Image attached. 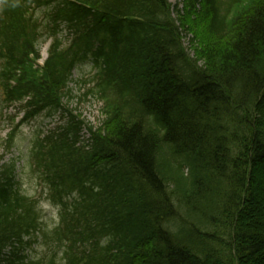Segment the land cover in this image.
<instances>
[{
    "label": "trees",
    "instance_id": "trees-1",
    "mask_svg": "<svg viewBox=\"0 0 264 264\" xmlns=\"http://www.w3.org/2000/svg\"><path fill=\"white\" fill-rule=\"evenodd\" d=\"M179 3L0 0L4 102L102 103L30 146L53 226L0 173V264H264V0Z\"/></svg>",
    "mask_w": 264,
    "mask_h": 264
},
{
    "label": "rangeland",
    "instance_id": "rangeland-1",
    "mask_svg": "<svg viewBox=\"0 0 264 264\" xmlns=\"http://www.w3.org/2000/svg\"><path fill=\"white\" fill-rule=\"evenodd\" d=\"M171 1L174 2L175 0ZM63 35H66L65 31H63ZM48 43L49 41L43 40L40 46L43 59L47 55ZM82 69L83 71L78 69L74 72L73 81L69 84V87L72 88V95L70 98L64 99L66 111L54 112L50 117L43 113L23 124L18 131L15 130L16 124L21 119L22 113L19 112L17 106L4 108L3 91L0 88V173L6 167L14 164L15 180L19 182L22 192L41 202V214L52 226L58 222V211L56 206L43 201L47 189L45 186L43 187L39 179L33 175V171L30 170V146L35 139L48 134L54 127L65 124L71 114L80 120H84L87 124L99 125L102 119V103H98L91 97H84L83 94L89 84L80 82L81 77L79 76L81 71L83 74L86 73L85 76L88 75L89 64L83 65ZM13 131L16 134V139L10 146L8 137ZM42 251H44L42 248L38 249L36 247L29 252V256L33 257L37 252L41 253Z\"/></svg>",
    "mask_w": 264,
    "mask_h": 264
}]
</instances>
